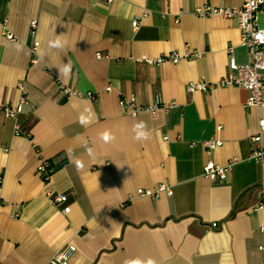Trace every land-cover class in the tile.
Here are the masks:
<instances>
[{"label":"crops","instance_id":"0c3cea01","mask_svg":"<svg viewBox=\"0 0 264 264\" xmlns=\"http://www.w3.org/2000/svg\"><path fill=\"white\" fill-rule=\"evenodd\" d=\"M242 1L0 0V110L19 104L23 84L17 122L30 134L16 136L14 120L0 112V264H49L68 244L75 248L69 264L264 263V209L257 208L264 166L250 158L264 108L247 106L249 93L239 87L187 91L224 78L229 50L237 64L249 63L235 21L194 13ZM258 24L264 29V13ZM57 36L62 46L50 47ZM186 47L198 57L143 61ZM65 64L67 76L59 72ZM63 87L96 99L67 96ZM157 96L174 107L133 118L117 104L134 98L147 107ZM141 121L150 136L138 141ZM105 131L115 139L102 140ZM213 137L222 146L209 152L201 143ZM41 159L52 168L48 185L37 172ZM232 160L224 182L202 177L207 163ZM162 185L169 191L157 198L136 195ZM48 192L67 202L52 205Z\"/></svg>","mask_w":264,"mask_h":264},{"label":"built area","instance_id":"2783aa9c","mask_svg":"<svg viewBox=\"0 0 264 264\" xmlns=\"http://www.w3.org/2000/svg\"><path fill=\"white\" fill-rule=\"evenodd\" d=\"M196 16L201 18H208L213 16L222 17L226 20H233L237 23V28L240 33V44L245 48L249 55V63L245 65H239L235 62L231 56V50L228 51L229 58V72L217 83L198 81L191 83L187 86L189 93H194L197 90L200 92H210L217 87H239L245 89L249 93V99L247 100V106L256 109L264 108V29L258 24L259 15L264 13V0H243L240 8H217L209 5L197 7L194 10ZM37 22H31V28L35 29ZM139 21L132 22L133 29L137 30L139 27ZM11 40L12 38L9 37ZM38 47V43L34 45V49ZM197 56L187 47L183 54L177 52L170 53L168 55L160 56L155 59L143 60L149 66H158L164 63L177 64L183 59H188L192 56ZM20 91V102L15 107L6 106L0 110L1 114L5 117L14 120L13 131L16 136H23L30 138V134L22 129L17 122L19 115L22 113L23 106L26 104V92L23 84L18 85ZM63 92L67 96L86 97L92 100L96 99L94 94H81L71 88L63 87ZM110 91V88H107ZM119 108L125 112L128 116L135 118L140 112H148L152 116H155L156 112L160 109L168 110L174 107L175 104L164 105L160 96H157L155 102L151 106L142 107L139 106L134 98H120L118 101ZM221 128H217L219 132ZM264 133V119H260L258 122V134L252 137V142L257 144L255 151L251 153L250 158L256 162H260L264 166V148L261 146V136ZM196 144H191L194 147ZM201 145L207 151H213L216 148L222 146V142L213 137L207 141L201 143ZM236 160H232L225 166H218L211 162L207 163L203 169L202 177L209 182H224L228 174L234 167ZM37 172L40 175L43 183L48 185L51 180L52 168L48 161L41 159L37 166ZM169 188L165 185L160 186L156 190H138L137 196L140 197H155L157 198L161 192H168ZM261 201L258 204V209H264V184L260 190ZM46 196L52 202V205L59 207L67 202L66 196L62 194L47 193ZM70 209L64 207L61 213L64 215L69 214ZM216 227V224L213 225ZM264 251V247L259 248ZM75 248L73 245L68 244L62 250L57 252L49 264H69V260ZM264 264V263H263Z\"/></svg>","mask_w":264,"mask_h":264},{"label":"clouds","instance_id":"9594fccd","mask_svg":"<svg viewBox=\"0 0 264 264\" xmlns=\"http://www.w3.org/2000/svg\"><path fill=\"white\" fill-rule=\"evenodd\" d=\"M61 46L62 44H61V40L59 36H57L56 40L50 41V47L59 48ZM59 72H60V75L67 76L70 73V66L65 64L64 68L62 70H59ZM80 122L84 124L90 121L85 119L83 116H81ZM133 130L136 133L135 139L138 141L147 140L150 136V132L147 130V125L143 121L138 122L134 126ZM101 139L104 140L105 142H108V141L114 140L115 137L110 132L105 131L104 133L101 134ZM88 151L91 154L92 149H89ZM125 264H156V262L151 258H148V259L135 258V259L126 261Z\"/></svg>","mask_w":264,"mask_h":264}]
</instances>
